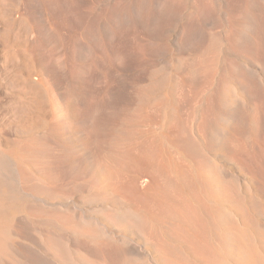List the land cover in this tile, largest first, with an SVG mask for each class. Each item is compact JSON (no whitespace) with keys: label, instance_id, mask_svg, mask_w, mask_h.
<instances>
[{"label":"bare ground","instance_id":"1","mask_svg":"<svg viewBox=\"0 0 264 264\" xmlns=\"http://www.w3.org/2000/svg\"><path fill=\"white\" fill-rule=\"evenodd\" d=\"M144 250L264 264V0H0V264Z\"/></svg>","mask_w":264,"mask_h":264},{"label":"rangeland","instance_id":"2","mask_svg":"<svg viewBox=\"0 0 264 264\" xmlns=\"http://www.w3.org/2000/svg\"><path fill=\"white\" fill-rule=\"evenodd\" d=\"M168 42L167 43H169V44H171V41H172V35L170 34V35H168ZM171 51L173 52V50H172V48H171ZM168 60V58L167 57H162V58H160V57H156L155 59L154 58H152L151 59V61L153 62H151L150 61V67H149V69L150 70H155L156 68H159V66H162V64L164 63V62H166ZM160 63V64H159ZM155 65V66H154ZM154 68V69H153ZM225 169L226 170H228V171H232V172H234V173H236V171L232 168V167H230V166H225ZM241 181L245 184V182L247 183L248 181H247V179L245 178V177H241ZM146 251V252H145ZM144 252L146 253V255L145 256H141L140 258H138V260H137V262H136V264H153V259H152V257L150 256V254H149V251H147V250H144ZM150 260V261H149Z\"/></svg>","mask_w":264,"mask_h":264}]
</instances>
